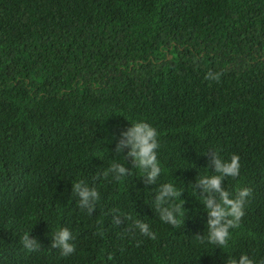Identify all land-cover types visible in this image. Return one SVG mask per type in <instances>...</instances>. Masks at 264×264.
Segmentation results:
<instances>
[{"label":"trees","instance_id":"trees-1","mask_svg":"<svg viewBox=\"0 0 264 264\" xmlns=\"http://www.w3.org/2000/svg\"><path fill=\"white\" fill-rule=\"evenodd\" d=\"M137 119L158 131L166 171L152 183L117 150ZM215 150L240 157L222 187L251 189L226 249L204 239L198 199ZM112 159L122 181L104 175ZM77 180L100 194L90 210ZM166 180L180 189L178 225L155 208ZM60 227L73 235L68 256L52 244ZM240 253L264 264V0H0V264H225Z\"/></svg>","mask_w":264,"mask_h":264},{"label":"clouds","instance_id":"clouds-1","mask_svg":"<svg viewBox=\"0 0 264 264\" xmlns=\"http://www.w3.org/2000/svg\"><path fill=\"white\" fill-rule=\"evenodd\" d=\"M206 79H219V73L209 72ZM122 140L117 145V150L121 145L128 147V155L133 158L136 169L145 175L149 183L155 182L162 169L157 159L158 131L156 127L143 119L132 120L131 125L122 132ZM214 172L205 171L197 177V182L205 196H198V199L204 205V211L207 213L206 239L209 245L219 246L221 249L229 247L232 237V229L240 224V218L244 214V208L247 198L251 195L249 187H238L235 192L222 187L224 177H237L240 173V157L238 154H231L230 157H223L215 150L212 157ZM128 171L122 161L112 159L104 175L112 176L122 181L125 172ZM72 192L79 197L78 203L83 210H90L94 203L99 199V192L95 187H89L82 180L73 183ZM218 194V198L213 195ZM180 189L174 182L166 180L159 185L155 193V208L159 213V219L162 222L171 225L181 223L183 209L181 202L178 201ZM139 232L149 238L155 239V233L150 225L145 221H136ZM72 232L67 227H60L53 231L52 244L59 247L63 256H68L75 251V245L71 242ZM203 242V241H202ZM22 246L25 249L33 250L38 247V241L30 238L28 232L21 237ZM225 264H254L252 257L247 253H240L238 258L234 255H228Z\"/></svg>","mask_w":264,"mask_h":264}]
</instances>
